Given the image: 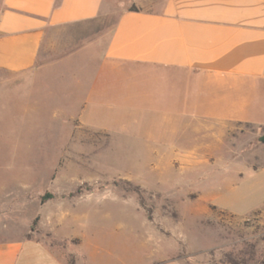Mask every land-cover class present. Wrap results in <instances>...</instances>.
Masks as SVG:
<instances>
[{
  "label": "rangeland",
  "instance_id": "1",
  "mask_svg": "<svg viewBox=\"0 0 264 264\" xmlns=\"http://www.w3.org/2000/svg\"><path fill=\"white\" fill-rule=\"evenodd\" d=\"M114 23L56 31L34 81L0 70V237H35L63 264H196L214 238L209 221L255 217L264 130H213L190 116L173 127L166 115L161 140H150L153 122L126 114L109 135L82 128L85 68H96L94 41Z\"/></svg>",
  "mask_w": 264,
  "mask_h": 264
},
{
  "label": "crops",
  "instance_id": "2",
  "mask_svg": "<svg viewBox=\"0 0 264 264\" xmlns=\"http://www.w3.org/2000/svg\"><path fill=\"white\" fill-rule=\"evenodd\" d=\"M100 16L115 23L94 41L96 68H85L82 128L109 135L126 114L153 122L150 140H161L166 115L173 127L190 116L213 130H264V0H0V70L34 81L56 31ZM255 202L254 218L230 210L208 222L214 238L196 264H264V193ZM2 237L0 264H63L35 237Z\"/></svg>",
  "mask_w": 264,
  "mask_h": 264
},
{
  "label": "trees",
  "instance_id": "3",
  "mask_svg": "<svg viewBox=\"0 0 264 264\" xmlns=\"http://www.w3.org/2000/svg\"><path fill=\"white\" fill-rule=\"evenodd\" d=\"M260 141L264 143V136L260 138Z\"/></svg>",
  "mask_w": 264,
  "mask_h": 264
}]
</instances>
